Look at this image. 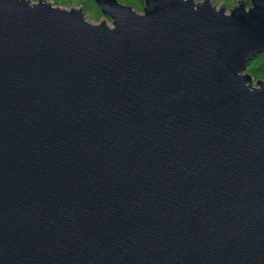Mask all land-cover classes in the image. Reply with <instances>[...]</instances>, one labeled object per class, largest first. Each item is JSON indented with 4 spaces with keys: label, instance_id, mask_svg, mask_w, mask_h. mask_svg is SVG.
Instances as JSON below:
<instances>
[{
    "label": "water",
    "instance_id": "obj_1",
    "mask_svg": "<svg viewBox=\"0 0 264 264\" xmlns=\"http://www.w3.org/2000/svg\"><path fill=\"white\" fill-rule=\"evenodd\" d=\"M94 2L0 0V264H264V0Z\"/></svg>",
    "mask_w": 264,
    "mask_h": 264
},
{
    "label": "rangeland",
    "instance_id": "obj_2",
    "mask_svg": "<svg viewBox=\"0 0 264 264\" xmlns=\"http://www.w3.org/2000/svg\"><path fill=\"white\" fill-rule=\"evenodd\" d=\"M34 3L39 2L40 0H31ZM49 3H52L55 7H60L62 9L71 10L73 8H82L85 11L86 18L89 22L93 24H100L103 21L107 22L109 26H113V21L106 16L101 14V11L98 10L97 5L94 0H43ZM202 0H197V2H201ZM217 8L221 6H225L227 11L234 8L239 0H212ZM246 1V0H245ZM120 4L132 6L138 13H144L145 8V0H118ZM250 3H248V7H250ZM248 71H257L262 74L264 72V53L256 56L252 62L248 65ZM256 75V74H255ZM257 76V75H256ZM261 80H264L261 79ZM257 83V80H255Z\"/></svg>",
    "mask_w": 264,
    "mask_h": 264
},
{
    "label": "trees",
    "instance_id": "obj_3",
    "mask_svg": "<svg viewBox=\"0 0 264 264\" xmlns=\"http://www.w3.org/2000/svg\"><path fill=\"white\" fill-rule=\"evenodd\" d=\"M98 10H99V8H98ZM99 11H100V10H99ZM246 73L249 74V75H251V76H253V77H254V81H255V80L259 81V80H261V79L264 78V72H262V74H260V73H259V70H257L256 72L253 71V70H251V71H248V70H247ZM255 74H256L257 76H256Z\"/></svg>",
    "mask_w": 264,
    "mask_h": 264
},
{
    "label": "bare ground",
    "instance_id": "obj_4",
    "mask_svg": "<svg viewBox=\"0 0 264 264\" xmlns=\"http://www.w3.org/2000/svg\"><path fill=\"white\" fill-rule=\"evenodd\" d=\"M102 14V13H101Z\"/></svg>",
    "mask_w": 264,
    "mask_h": 264
}]
</instances>
